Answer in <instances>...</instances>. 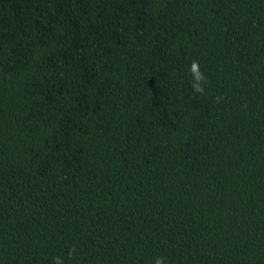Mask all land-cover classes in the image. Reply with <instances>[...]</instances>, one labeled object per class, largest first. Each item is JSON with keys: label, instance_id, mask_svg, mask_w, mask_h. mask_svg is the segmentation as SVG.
<instances>
[{"label": "trees", "instance_id": "obj_1", "mask_svg": "<svg viewBox=\"0 0 264 264\" xmlns=\"http://www.w3.org/2000/svg\"><path fill=\"white\" fill-rule=\"evenodd\" d=\"M157 257L264 264V0H0V264Z\"/></svg>", "mask_w": 264, "mask_h": 264}, {"label": "clouds", "instance_id": "obj_2", "mask_svg": "<svg viewBox=\"0 0 264 264\" xmlns=\"http://www.w3.org/2000/svg\"><path fill=\"white\" fill-rule=\"evenodd\" d=\"M190 72L194 76V82L192 83V88L195 92L203 94L204 88L202 87V84L205 82V77L199 70L198 62L193 61L191 64ZM55 264H61V261L59 259L56 260ZM155 264H164V258L157 257L155 259Z\"/></svg>", "mask_w": 264, "mask_h": 264}]
</instances>
